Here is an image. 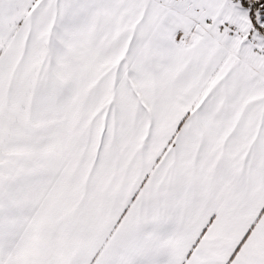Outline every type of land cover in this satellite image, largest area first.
<instances>
[{"label":"snow or ice","instance_id":"6c2138e0","mask_svg":"<svg viewBox=\"0 0 264 264\" xmlns=\"http://www.w3.org/2000/svg\"><path fill=\"white\" fill-rule=\"evenodd\" d=\"M0 264H264V0H0Z\"/></svg>","mask_w":264,"mask_h":264}]
</instances>
